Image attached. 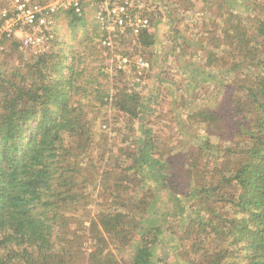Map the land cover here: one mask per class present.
<instances>
[{
	"label": "trees",
	"instance_id": "obj_1",
	"mask_svg": "<svg viewBox=\"0 0 264 264\" xmlns=\"http://www.w3.org/2000/svg\"><path fill=\"white\" fill-rule=\"evenodd\" d=\"M212 1L215 5L209 10L226 23L221 36L233 60L231 70L244 75L239 86L243 92L224 95L214 109L199 107L192 113L189 127L208 123L200 148L185 144L182 134H188V126H179L183 132L178 130L176 140L181 144L182 161L188 170H196V175L214 159V150L222 153L217 142L225 145L224 160L214 159L207 177L202 173L205 184L199 183L183 195L172 191L170 173H164L166 166L172 168L176 161L157 152L149 130H142L141 135V129L134 127L139 121L142 128L146 108L140 82L137 90L124 87L111 97L91 89L83 84L73 53L71 58L64 54L63 59L53 60L51 71L45 64L53 57L41 55L36 66H43L47 73H36L30 88L16 84L14 93L12 81L0 74V264H85L86 253L81 252L85 241L80 234L84 222L75 214L81 205L82 214L89 205L84 181H80L85 165L79 162L91 158L90 154L81 155L98 135L88 116L90 101L96 97L123 116L133 138L122 140L116 158L111 147L102 157L106 167L112 168L111 161L112 171L120 175L112 189L107 182L98 184L109 190L110 204L88 219L97 232L92 230L95 243L86 264H121L115 249L122 252L129 247H134L131 264H264V0H235L243 2L246 10L241 13L246 17L239 9L236 13L227 0ZM86 15L68 13L65 18L74 29ZM148 32L142 40L149 47L154 38ZM221 36L213 34L211 39L217 50ZM215 58L212 63L209 57L210 63L223 70V57ZM96 81L97 77L87 79L91 85ZM91 93L95 94L92 99ZM113 130L122 132L120 127ZM90 171L95 177L94 166ZM131 172L134 176L150 174L161 193L167 192V198L175 200L169 213L162 212L157 194L144 181L136 180L134 189L128 186L134 182ZM219 202H227L225 211L214 209L213 203ZM155 213L162 218L155 219ZM168 215L187 226L184 236L191 233L198 237L190 251H181L189 236L178 238V251L166 242L165 238L174 235L164 225L170 223Z\"/></svg>",
	"mask_w": 264,
	"mask_h": 264
},
{
	"label": "rangeland",
	"instance_id": "obj_2",
	"mask_svg": "<svg viewBox=\"0 0 264 264\" xmlns=\"http://www.w3.org/2000/svg\"><path fill=\"white\" fill-rule=\"evenodd\" d=\"M145 1L153 11L151 28L148 32L153 34L154 44L152 46L148 47L143 44V36L140 39V45L136 46L129 40L131 37L128 36L116 48L103 47L99 40L100 35L98 32L100 29L96 27L97 24L94 21V7L87 5L86 17L74 29L66 20L65 15L56 17L54 32L56 39L48 50V56L53 58H49V63H46L45 66L51 71L50 69L54 65L53 60L57 62L59 59H63L64 54L71 58L69 55L73 53L78 58L76 67L81 73L83 84L89 85L91 89L97 88L100 92L104 91L110 97L115 93H120V90H123L124 87L130 89L135 79H140V92L146 108H143L144 114L140 122L142 128H139V121L134 124V127L137 130L141 129V132H137H140L141 135H143L142 130H149L150 139L158 147L157 152L160 151L159 153L164 155V159L169 158L171 161L172 159L176 161L172 168L167 165L170 168L168 169L166 166L164 173H170L168 185L172 191L175 194L183 195L190 192L194 186H199V183L200 185L205 184L206 180L201 176L202 173L207 177V173L212 171L211 165L216 162L214 159L222 158V161L224 160L223 149L225 145L222 141H220L221 144L215 141V138L212 139L211 144L215 146L219 143L217 146L222 149V153H217L214 150V159L206 167L205 171L204 168H201L200 174L196 175V170H188L186 162L182 161L181 144L177 141L178 137L176 135L178 130L180 133L181 131L183 132L182 128L179 129V126H188L186 129L188 134H182L184 135L182 138L185 144H190L193 149L200 148L203 139L206 138L203 130L206 129V124L208 123L198 122L196 128L189 127V124H187L189 117L191 118L192 113L199 107L212 109L218 107L222 103L223 98H225L224 95H230L231 97L232 93L236 96L241 95L243 91L240 90L239 86H242L240 81L243 80L244 75L231 70L233 60L228 57L229 52L225 51L227 47H225L226 45L222 40L223 28L226 27L225 20L217 19L216 14L209 10L213 8L215 1L187 0L188 4L192 5L189 7L190 9L187 8L188 4L182 3L183 0ZM9 2L8 0H0V6ZM227 2L231 7H235V11L239 9L241 13L246 10L242 7V1L227 0ZM237 11L236 13H238ZM213 34L216 38L222 35L220 37L221 47L218 50L211 44ZM36 53L30 47H23L17 39L0 43V74L6 80L12 81L13 93L16 92V84L19 87L30 88L32 80L36 79V73H47L46 69L42 68L43 66H36L38 59L41 57V54L39 56ZM212 54L215 56L212 57ZM116 55H126L130 58L140 55L149 61L150 68L143 71L141 75L138 74L137 70H130L124 73L117 70ZM209 57L211 59L223 57L222 64L225 66L223 70L212 64L217 58L210 63ZM94 77H97L98 81L92 85L87 83V79L92 80ZM89 95L92 99L95 94L91 93ZM89 105L91 107L89 108L88 116L89 118L92 117L91 123L96 125L94 128L98 135L92 146L89 147L92 153L88 152V149L81 155V157H84L86 154H90L91 158L89 160L91 161L86 159L83 164L82 161L79 162L81 166L85 165L80 181H84L83 186L86 187L84 193L89 196L86 199L89 205L84 206L86 210L83 211V214L81 213L83 205H81L79 212L75 214L76 218L78 217L84 222L81 223L80 231H82L80 234L81 237L84 236L82 239L85 241L81 249V252L86 253L83 260L85 264L88 259L87 254L91 252L95 243V239L93 240L95 235L91 236L92 230L97 232V229H94V225H91L88 219L103 211L110 204L108 202L109 190L99 188L98 184L107 182V185L112 189L116 181H118V175H120L117 171H112L114 165L111 161H108V164H111L110 167L112 168L106 167L102 157H104V152L111 147L114 149L113 154H115L113 158H116L119 153L118 145H121L125 137L128 139L132 137V132L129 129L130 124L127 125L128 128H125L126 124H123V116L120 118V113L112 105L109 103L103 105L99 97L93 98ZM100 125L103 126L100 127ZM118 127L122 129L121 133L113 130ZM106 137L108 144H104ZM168 147L171 148L168 149ZM221 155L222 157H220ZM188 161L191 160L188 159ZM93 166L97 173V179H94L96 178V173L94 177V174L90 171ZM105 172H108V175H105ZM131 173L132 176L130 177L134 182H130L128 186L134 189L137 183L136 180L144 181L145 185L151 187L158 195H155V197L158 200L157 205L161 206L162 212L169 213L171 211L170 208L173 206L172 202H175V200H169L167 192L161 193L159 184H156L155 180L153 181L150 174L147 173L145 175L146 173H144L140 175L137 173V176H134L135 173ZM93 180H95L94 184H92ZM124 185L127 186L125 181ZM132 192L134 190L131 191V195H133ZM134 196H137V194ZM82 203L84 204V201ZM213 204L214 209L217 211H225L223 209L224 206L227 209V202ZM74 213L75 211H73ZM157 213L154 214L155 219H161V215ZM169 215L166 216V220H169L170 223L164 225L169 228V233H174V235L165 238L166 242L170 244V247L171 243H173L174 250L178 251V238H187L189 236L186 246L181 251H190L193 243L199 241L198 237L191 233L184 236L185 232H187L185 230L187 226L182 225V223L180 225L178 218ZM75 226H77L76 222ZM133 254L134 247L132 249L130 247L126 250L124 249L122 252L119 249H115L117 258H121V264H131L130 259Z\"/></svg>",
	"mask_w": 264,
	"mask_h": 264
},
{
	"label": "built area",
	"instance_id": "obj_3",
	"mask_svg": "<svg viewBox=\"0 0 264 264\" xmlns=\"http://www.w3.org/2000/svg\"><path fill=\"white\" fill-rule=\"evenodd\" d=\"M0 6V43L17 39L23 47L35 50L36 55L48 53L53 45L55 20L58 15L72 13L78 17L94 7V21L101 31L100 43L105 48L120 46L125 37L134 45L151 28L152 9L145 0H8ZM40 56V55H39ZM117 70L124 73L137 70L141 75L150 63L140 55L130 58L116 55ZM136 68V69H135ZM135 79L132 87L139 83Z\"/></svg>",
	"mask_w": 264,
	"mask_h": 264
}]
</instances>
